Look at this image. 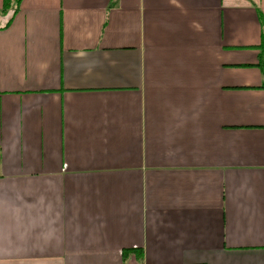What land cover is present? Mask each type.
I'll return each mask as SVG.
<instances>
[{
  "label": "crops",
  "instance_id": "0c3cea01",
  "mask_svg": "<svg viewBox=\"0 0 264 264\" xmlns=\"http://www.w3.org/2000/svg\"><path fill=\"white\" fill-rule=\"evenodd\" d=\"M257 11L22 0L0 29V264H264Z\"/></svg>",
  "mask_w": 264,
  "mask_h": 264
},
{
  "label": "trees",
  "instance_id": "16d2710c",
  "mask_svg": "<svg viewBox=\"0 0 264 264\" xmlns=\"http://www.w3.org/2000/svg\"><path fill=\"white\" fill-rule=\"evenodd\" d=\"M21 1L22 0H2L0 5V29L6 28L11 23L12 19L18 12ZM257 16L261 28V43L257 46L260 49L257 66L264 75V17L260 11H257ZM131 252H134L139 261H142L141 252L135 249L123 250V257L125 258V256L129 255Z\"/></svg>",
  "mask_w": 264,
  "mask_h": 264
}]
</instances>
